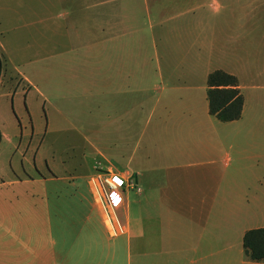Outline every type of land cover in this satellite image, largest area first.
Here are the masks:
<instances>
[{
  "label": "crops",
  "instance_id": "crops-1",
  "mask_svg": "<svg viewBox=\"0 0 264 264\" xmlns=\"http://www.w3.org/2000/svg\"><path fill=\"white\" fill-rule=\"evenodd\" d=\"M150 3L0 0V76L10 83L11 111L5 117L0 111V124L6 118L22 135L17 97H25L26 111L30 92L44 104L52 101L40 81L60 90L54 96L74 91L84 99L111 98V113L102 122L115 127L116 139L100 132L84 135V141L87 147L115 148L117 160L126 163V177L139 189L130 203L123 200V232L116 236L96 202L102 221L77 232L69 213L62 211V222H55L53 205L42 212L34 207L37 216L30 222H18L15 209L0 212V264H216L233 259L228 251L239 243L236 263L264 264L250 261L243 249L244 234L264 225L248 227L238 212L248 202L255 207L264 202V195L250 201L242 196L246 181L240 167L248 154L247 135L255 150L256 134L264 137V116L259 129L247 131L244 122L246 96H264V0H167L153 9ZM152 27L160 28L164 57V69L155 62V83L144 54L156 44L147 33ZM215 71L238 81L244 102L236 121L220 122L209 113L207 77ZM165 92L174 101L156 111ZM136 94L158 96L138 139ZM4 141L13 142L0 130ZM141 141L145 149L137 155ZM39 148L30 150L33 169ZM260 152L251 157L256 164L264 161ZM53 160L44 166L54 179ZM259 179L264 194V174Z\"/></svg>",
  "mask_w": 264,
  "mask_h": 264
},
{
  "label": "rangeland",
  "instance_id": "rangeland-1",
  "mask_svg": "<svg viewBox=\"0 0 264 264\" xmlns=\"http://www.w3.org/2000/svg\"><path fill=\"white\" fill-rule=\"evenodd\" d=\"M157 1H159L158 4L167 3V0H151V9ZM147 33L152 41L153 39L156 41L155 45L150 44V48L144 51L145 56L151 60L152 71L149 81L155 83L154 72L157 68L155 62L160 60V66L164 69L162 63L164 57L159 42L160 28L152 27ZM138 53L137 51L136 60L139 59ZM1 63V68L4 70V64ZM37 83L42 93L50 96L52 101L44 104V100L39 98L37 93L30 92L26 102L28 104L26 111L25 97L23 95L17 97L16 115L18 119L20 118L18 122L22 126V135L20 136L18 125L6 122V118H3L0 124L2 127L0 130L13 140L12 143L0 142V182H6L0 186V212L10 214L15 209L18 222H30L37 216L36 209L42 212L53 205L55 207V212H53L55 222H62L63 211L65 214L69 213L74 232L79 229L84 230L92 224H99L102 221L98 210L94 207L95 201L88 185L89 177L96 170L114 172L123 176L128 175L126 163L120 159L117 160L115 156V148L110 146L87 147L84 141V135L88 134V136L94 137L100 132H103L107 139H116V136L112 135L115 127L102 122L103 117L111 113V98L100 96V98L84 99L79 92L74 91L70 93L64 91L60 92L59 96H54L53 94L58 95L60 90L49 86L46 81ZM156 86L159 84L157 83ZM9 88L10 83L0 76V111L3 114L2 117H5L8 112L11 116V111H9L10 97H7ZM165 94L167 92L163 94L160 103L156 105V111L165 104V101H174L166 100ZM157 97V94L150 95L146 99L139 94L135 96V134L137 139ZM246 102L247 114L244 122L247 131L251 128L250 126L261 128L264 116V96H246ZM173 107L174 104L170 108ZM154 120H156V115L152 123ZM31 129L34 130L33 137H31ZM256 135L259 140L258 143H260L259 146L257 145V150L250 142L251 136L247 135L246 150L248 154L240 164L242 177H245L246 181L245 189L242 188L241 194L249 201L255 194L261 195V197L264 195L259 191L260 184L258 181L264 174V161L256 164L252 161L253 159L251 160L252 156L261 153L260 149L264 154V137L258 133ZM36 145H40V148L36 157L37 167L33 169L30 150L34 149ZM144 149L145 143L141 141L140 146H137L136 154H141ZM52 159H54L55 166L53 169L55 171L54 179L50 178L52 176L44 166L45 161H52ZM43 177H49L50 180L43 181ZM13 181H17V183H11ZM125 188V186L121 187L119 192H121L124 202L127 200L130 203L135 197L136 190H126ZM250 203L241 205L238 211L239 217L246 220L248 227L264 225V202H261L258 207ZM124 206L125 203L115 210L116 217L120 221L123 218ZM34 207L35 210H33ZM86 218L88 220L90 218V223L86 221ZM86 222L88 223L86 224ZM104 236L107 238L108 234ZM240 249H242L241 243H239V247H233L232 250L228 251L235 255L233 259L224 258L223 262L216 260V264H240L239 262L236 263L240 258Z\"/></svg>",
  "mask_w": 264,
  "mask_h": 264
},
{
  "label": "trees",
  "instance_id": "trees-1",
  "mask_svg": "<svg viewBox=\"0 0 264 264\" xmlns=\"http://www.w3.org/2000/svg\"><path fill=\"white\" fill-rule=\"evenodd\" d=\"M207 86L209 113L220 122L240 119L244 101L237 79L222 71H215L208 75ZM243 249L250 261H264V228L247 231L243 236Z\"/></svg>",
  "mask_w": 264,
  "mask_h": 264
},
{
  "label": "built area",
  "instance_id": "built-area-1",
  "mask_svg": "<svg viewBox=\"0 0 264 264\" xmlns=\"http://www.w3.org/2000/svg\"><path fill=\"white\" fill-rule=\"evenodd\" d=\"M88 183L109 233L112 236L121 234L123 227L115 214V210L123 203V196L119 189L123 186L126 190L135 189L139 192V189L132 183L131 177L100 170H96L89 177Z\"/></svg>",
  "mask_w": 264,
  "mask_h": 264
},
{
  "label": "bare ground",
  "instance_id": "bare-ground-1",
  "mask_svg": "<svg viewBox=\"0 0 264 264\" xmlns=\"http://www.w3.org/2000/svg\"><path fill=\"white\" fill-rule=\"evenodd\" d=\"M108 225V224H107Z\"/></svg>",
  "mask_w": 264,
  "mask_h": 264
}]
</instances>
